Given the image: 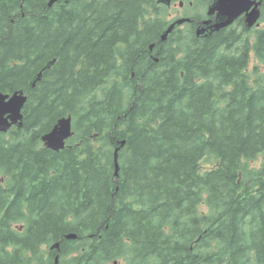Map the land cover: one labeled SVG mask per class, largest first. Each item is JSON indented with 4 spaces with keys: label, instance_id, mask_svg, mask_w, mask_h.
<instances>
[{
    "label": "trees",
    "instance_id": "trees-1",
    "mask_svg": "<svg viewBox=\"0 0 264 264\" xmlns=\"http://www.w3.org/2000/svg\"><path fill=\"white\" fill-rule=\"evenodd\" d=\"M47 1L0 0V92L28 95L0 133V264H54L38 256L55 242L59 264H264V83L247 72L264 26L163 42L157 0ZM68 115L74 136L45 148Z\"/></svg>",
    "mask_w": 264,
    "mask_h": 264
},
{
    "label": "water",
    "instance_id": "water-1",
    "mask_svg": "<svg viewBox=\"0 0 264 264\" xmlns=\"http://www.w3.org/2000/svg\"><path fill=\"white\" fill-rule=\"evenodd\" d=\"M59 0H48L47 6L52 7ZM158 3L169 5L171 0H157ZM261 0H212L208 7L207 14L214 15V20H205L203 27L197 30V35L200 37H210L214 32L220 31L231 25L237 18L243 16V21L246 28H252L254 25L258 26L261 16L260 11ZM187 18H179L172 21L166 29L160 34V41H166L168 36L173 33L175 28L180 24L187 21ZM153 47V46H152ZM152 47H149L152 50ZM153 60L158 59L154 56ZM56 58L47 61L36 73L33 79L30 81L31 88L36 86V83L41 81L43 72H46L55 63ZM27 101V95L23 89L15 90L12 93L0 92V133H6L12 126L16 128L22 127L23 113L22 109ZM72 130V117L71 115L63 116L58 119L52 129L41 136V142L44 147L52 151H59L65 147V141L73 136ZM96 135L92 136L95 139ZM125 145V140L119 142V146L114 149L113 163L114 174H117L119 169L118 165V152L121 147ZM75 233H68L65 235L67 240L76 239ZM59 243H52L50 250H58ZM59 256L54 258L55 264L58 263Z\"/></svg>",
    "mask_w": 264,
    "mask_h": 264
},
{
    "label": "rangeland",
    "instance_id": "rangeland-1",
    "mask_svg": "<svg viewBox=\"0 0 264 264\" xmlns=\"http://www.w3.org/2000/svg\"><path fill=\"white\" fill-rule=\"evenodd\" d=\"M178 2H179L178 0H174L173 4H171L170 8L167 9L166 16H167V19H168L169 22H172V21H174L176 19L182 18L185 15L192 16V14L194 16H196V17L198 16L197 18H201L204 15V12H206V10H208L207 9V5L208 4H206V0L197 1V7L195 6L194 9H188V8H191V7H189L188 6L189 3L185 2V1H184V6L182 8H180ZM203 2H204V4H203ZM178 10H179V13L177 12ZM261 26H264V23L261 22ZM226 28L227 29H229V28H235L236 29L237 27L235 25L230 27V25H229ZM254 29H256V28H253L252 30H254ZM189 30H190V28L187 25H183V26H181L179 28V30H177V33L175 34V37L176 36H181L183 39H186L187 37H188L187 39H190L189 36H185V33L189 32ZM249 34L251 35V41H252L254 33L249 32ZM154 43L155 42H150L149 45L147 46L148 50H150L149 47L153 46L152 50H150L151 52H153V49L155 47ZM175 46L176 45H174V47ZM155 62H157V61H155ZM255 65L259 66L258 76H257L258 78H256V76L252 73V68ZM247 72H248V75L250 76V81H253L256 78V80L257 79L263 80V83H264V66L259 65V63L255 60V57H254L253 53H251V55H250L249 69L247 70ZM71 142L72 141H70V143L68 145H70ZM55 152H57V151H55ZM262 161H263L262 160V156L259 155L254 161H248L247 162V166L249 168L257 169L259 167V165H261ZM215 165H216L215 159H213L212 157H209V156L204 157L200 161V167H201L202 171L208 170L209 168H212ZM202 208L204 210H206V207H202ZM48 247H50V245L43 246L42 247V251H41V253L39 254L38 257L43 258L45 252L48 249ZM36 260L38 261V258Z\"/></svg>",
    "mask_w": 264,
    "mask_h": 264
},
{
    "label": "flooded vegetation",
    "instance_id": "flooded-vegetation-1",
    "mask_svg": "<svg viewBox=\"0 0 264 264\" xmlns=\"http://www.w3.org/2000/svg\"><path fill=\"white\" fill-rule=\"evenodd\" d=\"M178 1H179L178 4H179V7L180 8H182L184 6V1H185V2H188L189 3L188 6L191 7V8H188V9H194L195 6L197 7V1H203V0H178ZM173 2H174V0H171V2H170L169 5H164V4L163 5L168 9V8H170L171 4H173ZM211 2H212V0H206V4H208L207 5V9H208L209 5L211 4ZM203 4H204V2H203ZM261 5H262V1H261ZM261 5H260V11H261ZM207 11L208 10H206V12H204V15L201 18H197L198 16L196 17L193 14H192V16H188V15L183 16L182 18H187L188 20L185 21L184 23H182L181 25L177 26L175 28L174 32L175 31L177 32V30H179V28L181 26L187 25L190 28V30H189V32H186L185 33V36L193 37V38H195L197 40H203V39L209 38V37H205V36L200 37V36L197 35V30L201 29L204 26L203 25V22L205 20H214V18H215V14L210 16V15L207 14ZM177 12L179 13V10ZM261 22L262 21H261V16H260V19L258 21L259 25L258 26L254 25L252 28H249L248 29V28L245 27V24H244V21H243V16H241V17L237 18L230 25V27L233 26V25H235L241 32H243V30H245V31H251L253 28L260 27L261 26ZM223 29H227V28L225 27V28H222L221 30H223ZM218 32H214V33H218ZM171 46L174 47V45H171ZM55 252H56V250H52V251L50 250L49 251L47 249V251L45 252V256H47L48 258H55V256L57 255ZM59 257H60V254H59ZM59 261H60V259H59Z\"/></svg>",
    "mask_w": 264,
    "mask_h": 264
},
{
    "label": "bare ground",
    "instance_id": "bare-ground-1",
    "mask_svg": "<svg viewBox=\"0 0 264 264\" xmlns=\"http://www.w3.org/2000/svg\"><path fill=\"white\" fill-rule=\"evenodd\" d=\"M118 165H119V162H118ZM119 170V169H118ZM118 172V171H117ZM117 175V174H116Z\"/></svg>",
    "mask_w": 264,
    "mask_h": 264
}]
</instances>
